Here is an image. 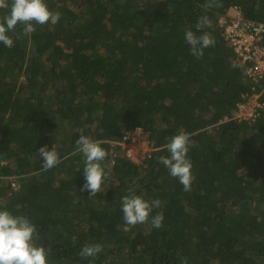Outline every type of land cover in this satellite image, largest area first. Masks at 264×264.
Listing matches in <instances>:
<instances>
[{"label":"trees","instance_id":"16d2710c","mask_svg":"<svg viewBox=\"0 0 264 264\" xmlns=\"http://www.w3.org/2000/svg\"><path fill=\"white\" fill-rule=\"evenodd\" d=\"M45 2L60 13L57 24L30 36L17 25L13 47L0 43V210L36 225L49 264H264V84L248 79L218 23L264 24V0L210 9L208 0ZM205 15L212 26L197 30ZM186 30L209 33L215 45L194 56ZM256 95L261 107L239 120L237 106ZM136 128L148 147L139 164L119 145ZM181 128L192 141L187 192L159 162ZM81 135L108 153L93 197L80 191ZM45 145L61 157L47 171ZM132 194L161 207L126 230L121 200ZM97 243L94 260L79 255Z\"/></svg>","mask_w":264,"mask_h":264},{"label":"clouds","instance_id":"9594fccd","mask_svg":"<svg viewBox=\"0 0 264 264\" xmlns=\"http://www.w3.org/2000/svg\"><path fill=\"white\" fill-rule=\"evenodd\" d=\"M204 7L206 9L219 8L222 4L220 0H208ZM0 9L6 10V14L0 17V43L7 48L13 47V39L8 33L15 31L17 25L22 26L21 35L30 36L36 31V25H55L60 20V13L51 11L45 0H10V3L9 0H0ZM211 26L212 21L206 15L200 17L196 24L197 30ZM184 39L190 45L191 53L197 57L203 55V49L215 45V40L209 33L198 37L193 31L186 30ZM261 45L264 46L263 41ZM253 98L250 97V99ZM76 144L85 157L83 167L85 183L80 191H87L89 197L96 196L102 191V185L106 179L101 162L106 159L108 153L101 147L100 141H94L87 136L81 135ZM191 144V134L181 128L166 145L170 155L159 157V162L168 169L170 176L179 180L186 192L191 190L194 180L191 171L192 162L187 156ZM38 154L42 159L41 167L45 171L61 163V157L54 145L51 150H48L47 145L40 147ZM121 205L126 230H130L138 224L149 222L153 208L161 207V201L156 199L149 202L141 196L132 194L124 196ZM163 219V213H157L151 218L152 227L161 228ZM71 239L75 245L77 237L74 235ZM38 241H40V234L36 225L26 216L13 215L6 209L0 210V264H49L48 256L51 249L41 246ZM102 251L101 244H86L80 250L79 255L82 258L94 260ZM181 264H188V262L184 259Z\"/></svg>","mask_w":264,"mask_h":264},{"label":"built area","instance_id":"2783aa9c","mask_svg":"<svg viewBox=\"0 0 264 264\" xmlns=\"http://www.w3.org/2000/svg\"><path fill=\"white\" fill-rule=\"evenodd\" d=\"M218 23L224 28V38L237 54L240 64L246 65L245 74L248 79L257 84H264V46L261 45L264 39V25L241 18L231 20L230 24H227L225 19L220 18ZM246 103H240L237 106L239 120L253 117L255 110L261 107L256 99L252 103L248 102L247 105H251L247 109H245ZM139 132L141 135V131L137 128L134 131L125 132L121 143H119L125 156L136 164H138L139 151L135 146L142 143L143 149H145L144 155L148 149L147 142L143 136L139 137Z\"/></svg>","mask_w":264,"mask_h":264},{"label":"rangeland","instance_id":"374dc122","mask_svg":"<svg viewBox=\"0 0 264 264\" xmlns=\"http://www.w3.org/2000/svg\"><path fill=\"white\" fill-rule=\"evenodd\" d=\"M259 96V95H258ZM258 97H255V98H253V99H257ZM253 99H250L252 102H253ZM248 101L249 103H252L251 101ZM248 102L246 103V105H245V109H247V107H249L247 104H248ZM243 114H245L246 115V113H243ZM242 115V114H241ZM140 136H143V138H144V134H142L141 133V135H140V132H139V137ZM141 138V137H140ZM139 138V139H140ZM136 147V149H138V151H139V159H138V161H137V163L139 164V163H141L142 161H143V159H144V151H145V149H143V145H142V143H140V144H138L137 146H135ZM144 148H145V145H144ZM147 151H148V149H147Z\"/></svg>","mask_w":264,"mask_h":264}]
</instances>
